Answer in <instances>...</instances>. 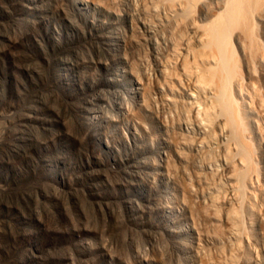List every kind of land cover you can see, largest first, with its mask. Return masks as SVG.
Here are the masks:
<instances>
[{
	"label": "rangeland",
	"instance_id": "374dc122",
	"mask_svg": "<svg viewBox=\"0 0 264 264\" xmlns=\"http://www.w3.org/2000/svg\"><path fill=\"white\" fill-rule=\"evenodd\" d=\"M160 1L0 0V264H264V108L250 164L186 117L206 21Z\"/></svg>",
	"mask_w": 264,
	"mask_h": 264
},
{
	"label": "bare ground",
	"instance_id": "6f19581e",
	"mask_svg": "<svg viewBox=\"0 0 264 264\" xmlns=\"http://www.w3.org/2000/svg\"><path fill=\"white\" fill-rule=\"evenodd\" d=\"M177 1L181 7H197L202 15L199 19L206 21L202 26L192 23L199 48H190L192 60L183 59L180 65L187 80L200 89L191 94L186 117L204 135L220 127L224 143H235L242 163L250 164L255 151L250 144L254 143L251 113L256 103L264 108V0ZM201 91L203 99L198 98ZM250 92L256 100L247 105L241 97ZM225 151L222 170L229 180L245 176L232 162L230 151ZM242 189L241 182L236 191ZM229 212L227 220L233 222L238 211Z\"/></svg>",
	"mask_w": 264,
	"mask_h": 264
}]
</instances>
